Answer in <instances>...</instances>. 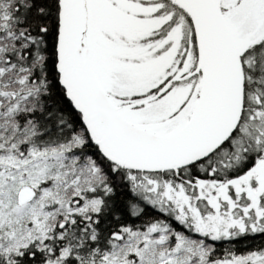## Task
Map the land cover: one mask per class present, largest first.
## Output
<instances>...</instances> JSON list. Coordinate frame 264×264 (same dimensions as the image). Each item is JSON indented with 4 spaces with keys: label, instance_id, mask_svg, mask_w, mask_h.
I'll list each match as a JSON object with an SVG mask.
<instances>
[{
    "label": "snow or ice",
    "instance_id": "6c2138e0",
    "mask_svg": "<svg viewBox=\"0 0 264 264\" xmlns=\"http://www.w3.org/2000/svg\"><path fill=\"white\" fill-rule=\"evenodd\" d=\"M0 264H264V0H0Z\"/></svg>",
    "mask_w": 264,
    "mask_h": 264
},
{
    "label": "trees",
    "instance_id": "16d2710c",
    "mask_svg": "<svg viewBox=\"0 0 264 264\" xmlns=\"http://www.w3.org/2000/svg\"><path fill=\"white\" fill-rule=\"evenodd\" d=\"M127 195H128L127 193H122V194H121V197H122V198H126ZM259 242H260V238L257 237L256 243H259ZM228 246H229V245H224V246H222V247H228ZM236 248H237L238 251H242V250H243V245H242V243L237 244V245H236ZM218 254H220V253H218Z\"/></svg>",
    "mask_w": 264,
    "mask_h": 264
}]
</instances>
